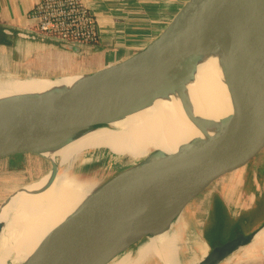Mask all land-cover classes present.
<instances>
[{
    "label": "water",
    "instance_id": "1",
    "mask_svg": "<svg viewBox=\"0 0 264 264\" xmlns=\"http://www.w3.org/2000/svg\"><path fill=\"white\" fill-rule=\"evenodd\" d=\"M210 43L225 46L226 87L237 114L222 117L208 138L180 146L171 165L150 158L145 171L96 186L24 264H107L154 235L176 234L179 218L200 200L207 208L215 184L264 148V0H185L144 47L80 76L73 89L0 106V159L41 156L48 160L45 174L55 177L57 164L43 151L109 126L182 86L193 76L201 46ZM263 228L264 222L211 243L197 264H219Z\"/></svg>",
    "mask_w": 264,
    "mask_h": 264
},
{
    "label": "bare ground",
    "instance_id": "2",
    "mask_svg": "<svg viewBox=\"0 0 264 264\" xmlns=\"http://www.w3.org/2000/svg\"><path fill=\"white\" fill-rule=\"evenodd\" d=\"M225 52V46L219 43L204 44L193 76L182 86L158 94L109 126L43 151L58 169H66L55 177L44 174L6 199L5 203L16 195L5 220L0 214V264H24L46 234L95 189L92 181L99 186L133 171H145L150 158L161 165H171L177 161L180 146L195 138H208L219 128L222 117L237 114L226 87ZM78 78L2 76L0 106L58 89L71 90ZM69 168L85 178L80 177L81 181ZM182 235L173 231L165 236L154 235L149 243L136 247L134 256L123 253L107 264H143L150 256L162 264H177L176 251ZM258 239H264V228L254 240Z\"/></svg>",
    "mask_w": 264,
    "mask_h": 264
},
{
    "label": "crops",
    "instance_id": "3",
    "mask_svg": "<svg viewBox=\"0 0 264 264\" xmlns=\"http://www.w3.org/2000/svg\"><path fill=\"white\" fill-rule=\"evenodd\" d=\"M37 1L0 0V73L16 77H80L144 47L185 0H82L95 16L96 42L62 41L37 31L30 15ZM66 43L74 48L66 47ZM26 155L32 154L1 159ZM214 189L217 194L207 208L205 200H200L175 222L176 234L183 233L176 251L177 264H197L208 251L213 241L207 239V225L215 221L218 213L232 221L259 204L264 206V148L245 167L219 180ZM254 239L219 264L237 252L247 259L232 264H257L264 258V239ZM125 253L134 256L133 251ZM143 264L162 263L150 256Z\"/></svg>",
    "mask_w": 264,
    "mask_h": 264
},
{
    "label": "rangeland",
    "instance_id": "4",
    "mask_svg": "<svg viewBox=\"0 0 264 264\" xmlns=\"http://www.w3.org/2000/svg\"><path fill=\"white\" fill-rule=\"evenodd\" d=\"M2 76L13 77L10 74L0 73V77ZM47 164V159L44 160L41 156L37 155H26L25 157L0 159V214L2 213L1 220H5L10 205L14 201L16 195L13 197L12 200H9L5 203L6 199L23 185L33 182L43 176L46 173ZM64 169L66 168H57V175L61 174L60 172H62ZM68 171H72L74 173L76 172L72 168H69ZM74 173L72 175H77ZM78 177L85 178L82 175H77V178ZM87 179L92 181V179L88 177ZM92 182H94L95 186H97L98 183L96 181ZM259 203L260 201H258V204ZM214 214L216 213L214 212ZM214 217L215 221H211V223H208L207 225V239L215 243H220L232 237L236 232L248 233L254 230L259 225H261L264 222V206L259 204L255 206L253 210L251 209L249 213H242L232 221L225 220L222 214L220 213H218V215H215ZM3 223L4 222H2V224ZM262 254H264V252ZM6 258H10L9 252ZM242 259H247V256H243L240 252H237L234 256L230 257L229 259H226V261L222 264H232ZM241 264L251 263L247 261L242 262ZM257 264H264V258L262 260H259Z\"/></svg>",
    "mask_w": 264,
    "mask_h": 264
},
{
    "label": "built area",
    "instance_id": "5",
    "mask_svg": "<svg viewBox=\"0 0 264 264\" xmlns=\"http://www.w3.org/2000/svg\"><path fill=\"white\" fill-rule=\"evenodd\" d=\"M30 15L37 31L62 41L98 40L95 16L82 0H38Z\"/></svg>",
    "mask_w": 264,
    "mask_h": 264
},
{
    "label": "trees",
    "instance_id": "6",
    "mask_svg": "<svg viewBox=\"0 0 264 264\" xmlns=\"http://www.w3.org/2000/svg\"><path fill=\"white\" fill-rule=\"evenodd\" d=\"M11 158H13V157H11Z\"/></svg>",
    "mask_w": 264,
    "mask_h": 264
}]
</instances>
